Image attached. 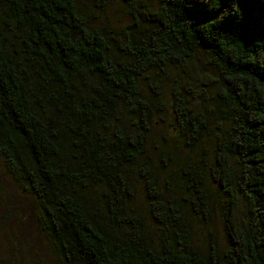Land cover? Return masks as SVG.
Listing matches in <instances>:
<instances>
[{"label": "trees", "instance_id": "16d2710c", "mask_svg": "<svg viewBox=\"0 0 264 264\" xmlns=\"http://www.w3.org/2000/svg\"><path fill=\"white\" fill-rule=\"evenodd\" d=\"M0 157L57 264H264V0H0Z\"/></svg>", "mask_w": 264, "mask_h": 264}, {"label": "rangeland", "instance_id": "374dc122", "mask_svg": "<svg viewBox=\"0 0 264 264\" xmlns=\"http://www.w3.org/2000/svg\"><path fill=\"white\" fill-rule=\"evenodd\" d=\"M32 203L15 186L0 157V264H57L46 246Z\"/></svg>", "mask_w": 264, "mask_h": 264}]
</instances>
